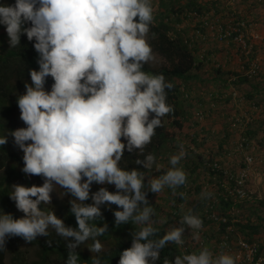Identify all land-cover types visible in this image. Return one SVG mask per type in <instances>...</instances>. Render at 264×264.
Listing matches in <instances>:
<instances>
[{
  "label": "clouds",
  "instance_id": "9594fccd",
  "mask_svg": "<svg viewBox=\"0 0 264 264\" xmlns=\"http://www.w3.org/2000/svg\"><path fill=\"white\" fill-rule=\"evenodd\" d=\"M188 1L164 0L163 3L167 6L173 2L186 5ZM197 1L203 3L208 0ZM161 2L162 0L155 9L153 0H15L14 5H6L0 0V25L5 26L11 47L20 45L21 36L24 34L30 42L36 41L34 48L39 54V71H31L33 83L25 85L26 94L18 99L21 119L27 127L15 130L10 135L25 153V166L22 171L29 177L37 175L45 180L42 186H36L40 181L35 177V185L31 187L23 180L19 182L26 183L28 187L16 185L18 182L13 186L11 199L15 201L18 212L22 211L25 216L14 219L11 214L0 213V252L7 251L6 237H22L31 242L41 235L54 239L57 233L64 238H74L75 243L69 245L74 249L90 237L105 233L107 224L97 228L90 226L88 221L101 217L100 206L106 203L109 207L115 204L122 209L114 213L117 225L129 220L138 225L149 222L154 209L145 207L138 211L141 202L148 203L147 192L144 191V175L137 170L127 171L121 168L120 162L126 149L133 152L135 149L143 150L149 145L156 128L163 124L161 118L174 111L167 103L166 92V89L170 90L174 85L166 81L163 74L153 75L143 71L145 64L155 60L154 50L147 37ZM233 14H228L230 21L224 24L222 17L225 15L212 12L202 16L193 12L178 27L189 50L198 54L204 67L206 64H213L218 72L223 69L222 64L216 63L214 54L204 48L210 36L220 43L233 42L242 54H251L252 47L244 35L246 24L242 23V30L234 27ZM29 22L32 26L26 27ZM221 30L227 36L224 40L220 39ZM234 33H239V36L234 38ZM243 66L245 72L241 76L254 77L256 73L247 75L251 66L248 70L246 65ZM200 73L195 81H200ZM48 77L54 81L51 91L45 87ZM181 91L183 99L189 100L188 104L193 106V119L203 121L207 115L200 108L202 104L194 108L192 99L195 91L189 93L184 86ZM238 97L235 90L230 94H226V90L211 92L207 95V101H210L209 111L216 109L219 101L228 98L236 100ZM152 114H155V118H151ZM250 121L248 119L247 123ZM243 123L240 119H232L230 124L232 128L238 129ZM181 132L176 143V146H181V151L171 157V164L178 167L186 164L187 149L193 152L191 156L198 149L190 142L189 145L181 143ZM196 134L195 132L190 138ZM202 141L198 139V142ZM245 142V138L241 137L239 149L249 148ZM7 143L8 136H0V146ZM247 157L253 159L247 155L245 160ZM164 160L165 157L159 168L165 165ZM154 162L153 155H148L146 162L136 161L138 164L144 163L147 168H151ZM196 163L199 164V161ZM204 164L213 173L222 171L225 178L234 179L239 188L231 190V194H238L241 199L248 200V172L244 185L241 186V175L232 174L228 177L218 161L207 159ZM244 165L241 174L249 168L245 161ZM199 177L194 176L192 182L201 185L204 191L209 189L200 183ZM93 182L115 185L119 191L113 193L107 188H101L90 195ZM186 183L185 171L182 168H173L162 177L152 180L150 190L160 193L165 186L175 188ZM227 186L226 184L225 188L230 189ZM57 187L67 189L75 197L72 212L76 216L79 230L66 227L55 213L41 210V204H51L52 193ZM204 191L202 194L213 196L209 190V193ZM217 196L213 197V201ZM90 198L94 203L86 205L84 202ZM201 199L202 197L200 204ZM185 204L181 205V209ZM208 208H212V205L208 204ZM208 208L204 207L200 214L205 213L210 218ZM200 209L202 208L198 210ZM216 212H212L211 218L217 217L218 223L222 216L216 215ZM182 213L185 214L182 222L187 224L186 230L172 223L171 217L167 216L169 213L163 214L166 220L163 221L161 216L159 224L168 226V232L163 238L158 241L149 240L158 229L151 224L141 227L133 246L123 251L119 264H150V260L154 264L160 258V249L169 242L177 244L184 255L183 258L177 257L175 264H185V261L187 264L244 263L237 262L240 259L237 255L245 254L240 244L242 241L239 242L242 248L239 251L229 248L225 241L220 244L218 242L216 247L210 249V227H205L197 214H186L183 210ZM50 226L55 229L52 234L48 231ZM111 247L103 246L96 240L91 250L100 252ZM223 247H228L229 251L223 252ZM190 252L192 254L187 255ZM77 261V255L72 254L68 264H77ZM94 264L100 262L96 260ZM165 264H170V261L166 260ZM257 264H264V256Z\"/></svg>",
  "mask_w": 264,
  "mask_h": 264
},
{
  "label": "trees",
  "instance_id": "16d2710c",
  "mask_svg": "<svg viewBox=\"0 0 264 264\" xmlns=\"http://www.w3.org/2000/svg\"><path fill=\"white\" fill-rule=\"evenodd\" d=\"M163 1L161 2L158 14L154 15V24L152 23L150 26V45L155 52L167 60L169 66L153 69L145 64L143 71L153 75L163 74L166 81L174 85V88L170 90L166 89L167 103L174 111L161 118L163 124L156 128L155 135L149 145H146L143 150L135 149L133 152H128L126 149L120 162L121 168L127 171L137 170L144 175V191L147 192L148 203L144 204L141 202L138 211H142L145 207L154 209L149 222L138 225L134 221L129 220L117 225L114 213L122 209L115 204H111L109 207L106 203L100 206L102 216L88 221L90 226L94 225L97 228L104 227L107 224L108 227L104 234L90 237L74 249L70 248L69 245L75 243V239L64 238L58 233L54 235V239L51 236H46L44 239L36 238L31 242L24 240L22 237H6L5 247L7 251L0 252V264H68L72 254L77 255V264H94L96 260L100 264H119L123 251L133 246L141 227L151 224L158 229L154 235L149 237V240L158 241L168 232L167 224H159L161 216L164 214L163 207L156 201L157 193L150 190V182L162 177L173 168H182L185 171L187 183L175 188L170 186H165L164 188V191L171 197L172 212L167 216L171 217L172 223L178 224V228L186 230L187 224L182 222L185 214L182 213L181 205L185 204L195 193H203V187L192 181L194 176L199 177L201 175L198 171L208 172L213 177L212 179H216L215 181L218 182L219 195L213 201L212 195L203 194L200 208H208V204H211L212 208H208L210 210L208 212L210 218L205 213L197 214V216L202 219L205 227L212 226L210 235L219 244L225 241L227 246L233 248L234 251L242 250L239 245L240 241L248 245L257 246L253 262L243 264H257L259 258L264 256V201L257 200L250 207L246 205V203L250 204L251 202L241 199L238 194H231V190L239 188L236 181L225 178V174L222 171L213 173L204 164L206 159L201 156L198 157L199 164L195 161L192 162L190 154L193 152L190 149L186 150L188 157L184 167L172 165L170 160L171 147L173 145L176 146L179 132L183 131L186 125L193 121L191 111L193 106L192 104H188L190 103L189 100L183 99L181 88L184 86L187 92H193L192 83L199 78L198 73L202 72L204 67V63L200 60L198 54H194L189 50L178 27L183 25L184 19L188 18L189 14L193 12L202 16L214 12L216 15H225L224 18H228V14L234 13L232 24L240 30L243 29L242 23L249 24L250 21L244 15L242 3L238 7L235 5L226 7L221 0H211L203 3L197 0H189L186 5L173 2L170 6H167ZM257 1L255 0L256 5L258 4ZM3 3L14 5L15 0H3ZM253 4L252 2L249 6L247 5L250 11L255 5ZM250 13L252 16L254 12L251 11ZM257 17L255 16V18ZM31 26L30 22L26 24V27ZM238 36L239 33L233 34L234 38ZM9 40L10 38L7 35L5 26L0 25V136H8V143L0 146V213L11 214L14 219H20L21 215L17 210L16 203L11 199V194L14 191L13 186L16 182L23 180L31 187L35 185L34 177L38 181H42L43 178L37 175L29 177V175H26L22 171L25 163L12 144L11 141L14 137L10 133L16 130V123L20 117L18 99L26 94L25 85L33 83L30 73L32 70L39 71V64L37 63L39 54L34 48L36 41L30 42L26 34L21 36V43L16 48L11 47ZM249 46L252 47L251 54H241V61L243 65H246L247 70L252 63L257 62L258 53H260V48L255 47L253 44H249ZM239 49L241 50L242 48L240 47ZM195 51L198 52V49L195 48ZM258 67L259 70H257L254 77L248 78L239 75L236 77L234 85L251 86V90L245 94V99L251 108H262L263 113L260 117L251 118V121L247 123L243 137L246 141L245 145L248 147L258 146L264 149V81L261 82L264 75L260 72L259 64ZM53 83V79L48 77L45 86H52ZM186 103L188 105H185ZM151 118H155V114H152ZM228 138L229 135H225L223 140L220 141L219 150H224ZM198 139L199 135L196 134L195 137L189 139V142L191 145L200 148L203 141L198 142ZM122 141L126 143L123 138ZM148 155L155 157V162L151 168L145 167L144 163H136L137 160L146 162ZM164 157L165 160L163 162H165V165L159 168ZM199 165L201 168L198 167ZM244 167L243 163L242 168ZM225 183L229 184L230 189L225 188ZM194 185L195 188H193ZM101 188H107L108 191L113 193L119 191L115 185H101L93 182L90 195L95 194ZM73 200H75V197L71 194L68 200L59 206L41 204L40 207L43 211L55 213L58 218L63 220L66 227L79 230L76 216L72 212ZM84 203L91 205L94 201L90 198ZM238 209L243 210L241 218L240 216L238 218L233 216ZM216 210H219L222 216L221 221L218 223L217 217L211 218L212 212ZM96 240H99L103 246L111 245L112 247L110 249H102L100 252H94L91 250V246ZM142 242L146 243L147 241ZM24 243L38 247L37 260L30 261L28 252L23 249ZM228 247H223V252H228ZM190 254L192 253L190 252L187 255ZM183 256L178 245L169 242L160 249V258L154 264H165L166 260L170 261V264H175L176 258H183ZM150 264H153L151 260ZM185 264H187L186 261Z\"/></svg>",
  "mask_w": 264,
  "mask_h": 264
},
{
  "label": "rangeland",
  "instance_id": "374dc122",
  "mask_svg": "<svg viewBox=\"0 0 264 264\" xmlns=\"http://www.w3.org/2000/svg\"><path fill=\"white\" fill-rule=\"evenodd\" d=\"M221 1L226 6L235 5L238 7V5L242 3L244 15L247 16L248 21H250L249 24L246 23V30L244 35L247 36L249 44H253L255 47L260 48L257 63L260 65V72L264 75V3H262L264 0H262V2H260L261 0H258L257 5L255 4V0H238V3L237 0ZM252 2L255 5L253 4L254 6H251V11L254 12L251 16V11L249 10L250 8H248V6ZM159 3L160 0H153V7L156 9ZM255 16L258 17L255 18ZM229 21V18H223L224 24H228ZM147 39L150 44V32ZM204 48L214 54L216 63L222 64L223 69L222 71L218 72L213 64H206L203 71L200 73V81H195L192 83L193 92L195 91L192 99L194 108H197L202 104V107L200 108L204 109L207 117L201 122L193 119V121L186 126L184 131L181 132V143L189 145L190 136L196 132L199 135V138L203 140V143L201 144L200 148H196V152L192 155V162H198L199 156H202L206 160L210 159L213 161H218L221 164L223 171L227 172L228 177L232 174H234L235 176H240L241 171L243 170L242 164L245 161V157L247 155L252 156L254 161L247 170L248 180L246 183V190L248 192V195L250 196L248 197V201L251 202L250 204L246 203V205L250 207L251 204L254 203V201H264V149L258 146H251L243 150L239 149V145L241 144V137H243L244 130L247 127V120L251 118H259L263 113L262 108H251L246 101L245 94L251 90V86L234 85V80L236 79V77L239 75H243L245 72L243 69V62L241 61L242 53L238 51V46L233 44V42L220 43L216 41L212 36H210L205 42ZM153 53L155 56V60L150 61L147 64L149 67L162 68L168 66V62L164 58H162L158 53L154 51ZM262 81H264V77L262 78L261 82ZM51 88L52 86L46 87L48 91H51ZM222 90H226V94H230L235 90L238 93L239 97L236 100L228 98L224 101H219L216 103V109L209 111L210 101H207V95L211 92H219ZM19 114L20 117L19 121L16 123V130L27 127L25 122L21 119V110L19 111ZM232 119H240L244 121V123L238 129H234L230 124ZM225 135H229V138L224 150L221 151L219 150V143L221 140H223ZM12 141L14 147L16 148V151L19 153V155H21L23 159L25 153L20 150L19 147L15 144L14 138L12 139ZM171 148L170 160L172 156L178 155L181 151V146L178 147L173 145ZM182 160L179 164H181ZM200 174V183L209 188L205 190L204 193L208 192L209 190L210 193L213 194V197H216L219 194L217 186L218 182L213 181L211 179L212 176L205 174L203 171ZM44 182L45 180L43 178L42 181L36 183V186H42ZM226 184L228 185L227 187H229V184ZM16 185L27 186V184L24 182H18ZM69 195H71V193L68 192L67 189L57 187L56 191L52 193L51 204L44 205L59 206L61 205V203L68 200ZM202 195H194L193 197H191L189 201L182 207L183 212L192 215L200 214L201 211L197 210L201 207L199 201ZM156 201L160 206L163 207L162 210L164 214H168L172 211L170 203L171 197L166 191H164V189L160 193H157ZM197 205H200V207ZM203 209L204 207L202 208V211ZM19 212L23 218L25 214L20 210ZM218 214L220 215L219 210L216 212V215ZM242 215V209H238L234 213V216L236 218H238V216H240L241 218ZM162 217L163 221H165L166 219L164 218V216ZM211 229L212 226L209 228V232H211ZM48 231L49 234H52L54 233L55 229L50 226ZM37 237L45 238L46 236L41 235ZM209 245L208 247L210 249H213L218 245V242L212 238L209 242ZM23 249L28 252L30 261L37 260V246L24 243ZM213 258H216V256L213 255Z\"/></svg>",
  "mask_w": 264,
  "mask_h": 264
},
{
  "label": "built area",
  "instance_id": "2783aa9c",
  "mask_svg": "<svg viewBox=\"0 0 264 264\" xmlns=\"http://www.w3.org/2000/svg\"><path fill=\"white\" fill-rule=\"evenodd\" d=\"M222 30H221V35H220V39L221 40H224L227 38L226 35L222 34ZM258 69V65L256 63H254L251 68H250V71L247 72V75L249 76H252L256 73ZM253 162V159L251 157H247L246 160H245V164H247L248 167H250V165L252 164ZM247 178V171L244 170L241 174V177H240V180H239V185L243 186L244 185V182ZM240 194L241 191H238ZM241 244V247L243 248V250L245 251V254L243 253H239L237 256L240 257V259L237 261L239 263H251L253 261V258L255 257L256 255V245H253V246H250L248 244H245L243 242L240 243ZM262 258V257H261ZM259 258V260L261 259ZM258 260V261H259Z\"/></svg>",
  "mask_w": 264,
  "mask_h": 264
}]
</instances>
